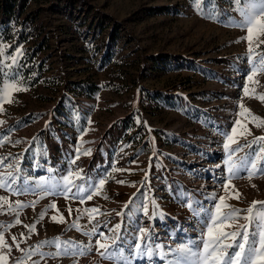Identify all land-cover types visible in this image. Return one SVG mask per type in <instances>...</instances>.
Here are the masks:
<instances>
[{
	"label": "rangeland",
	"instance_id": "1",
	"mask_svg": "<svg viewBox=\"0 0 264 264\" xmlns=\"http://www.w3.org/2000/svg\"><path fill=\"white\" fill-rule=\"evenodd\" d=\"M212 2L219 5L216 16L223 23L198 14L202 0L196 4L192 0L27 1L18 22L29 15L31 26L38 31L36 40L3 41L0 37V95L6 85L26 89L17 92L10 87L7 98L0 101V140L4 141L0 157L7 158L0 173L12 171L9 166L15 164L20 169L18 185L26 183L31 191L13 195L0 189V196L13 204L16 200L38 202L35 208L19 213V225L8 205L0 202L4 208L0 234L12 247L8 264L23 255L16 250L12 236L19 241L23 232L27 237L25 225L35 223L36 231L20 248L56 237L86 245L89 238L83 232L93 226L89 216L95 217L93 224L99 221L97 231L106 235L119 223L124 248L133 251L138 229L149 230L142 243L161 248L151 259L145 256L130 264H168L175 257L171 249L199 242L206 229L204 221L210 212L204 219L194 216L187 207L193 199L204 210L212 209L221 195L227 204L241 210L253 200L264 201V175L249 180L242 171L240 178L230 182L234 188L225 192L222 187L227 156L221 133H230L234 121L241 120L236 135L241 151L234 156L238 162L255 158L264 147H244L264 136V124L256 127L250 118L264 120V100L259 98L264 96V72L247 80L249 44L235 42L247 33L229 26L241 19L235 9L244 4ZM4 26H10L12 33L21 28L10 17L0 15V31ZM260 41H264V33H254V60L264 52ZM16 49L21 53L13 63ZM246 84L248 95L244 93ZM240 104L249 112L240 115ZM78 147L81 152L76 159ZM73 159L74 165L70 163ZM80 170L83 179L75 175L70 179L84 187L108 177L100 195L83 204L78 198L43 195V187L62 186L64 176ZM237 191L239 199L233 198ZM150 200L157 205L154 215ZM50 203L56 208L48 209L40 220V212ZM145 204L149 216L144 215ZM90 208L103 215L84 212ZM117 212L122 214L117 216ZM54 215L57 220L62 216L64 223L53 222ZM78 215L80 231L69 227ZM244 215L241 211L235 222L229 221L232 227L225 231L245 223ZM255 231L256 225L250 224L249 232ZM54 250L52 246L40 249ZM0 252L7 253V247L0 246ZM161 252L167 253L163 259ZM33 260L73 264L72 257L41 260L39 255L23 264ZM94 262L123 264L119 257L101 260L95 251L80 257L77 264Z\"/></svg>",
	"mask_w": 264,
	"mask_h": 264
},
{
	"label": "snow or ice",
	"instance_id": "2",
	"mask_svg": "<svg viewBox=\"0 0 264 264\" xmlns=\"http://www.w3.org/2000/svg\"><path fill=\"white\" fill-rule=\"evenodd\" d=\"M194 4L197 3V0H192ZM244 4L243 7H237L235 10L241 14V19L237 21L234 26L242 30H246V35L240 37L236 43L241 41H247L249 47L248 52V63L250 64L249 74L247 75V80L251 81L253 77L257 74L258 71L264 72V52H261L256 59H253V48H252V39L253 34L260 32L264 33V0H248L247 3H244V0H235V5L239 6ZM218 4H213L212 0H202L200 7L198 9V14L202 15L204 18L216 19L217 22L223 23L222 20L216 16V9H218ZM264 43V41H260ZM16 56L12 57L13 63L16 62L17 57L20 55L21 50L16 49ZM259 64V69L257 67ZM15 88L17 92L25 91L26 89L17 87L16 85H6L3 90V95H0V101H3L7 98L8 88ZM245 95H248V86L245 85L244 88ZM261 100H264V96L259 97ZM11 103L12 101H8ZM239 107L242 109L240 115L248 113L249 110L244 107L243 104H240ZM251 121L255 123L256 127H260L264 124V120H260L259 117L251 116ZM257 121H259L257 123ZM90 122V121H89ZM139 123V121H137ZM3 122L0 121V124ZM146 123V122H145ZM241 125V120L236 119L231 128V132H223L221 135L224 137L223 148L227 158L224 160V165L226 166L227 176L224 177L222 182V187L225 192L231 187V181L234 178H240V173L246 172L247 178L251 180L253 177L264 175V147H261L259 151L255 153V158L240 159L239 162L237 159H234L235 153L241 151V147L236 139L238 126ZM251 134L250 132L248 133ZM4 141L0 140V144ZM19 143V141H17ZM252 144H264V136L255 137L253 141L248 144H245L244 147L250 148ZM236 145L235 148L231 147ZM81 148L76 149V159H79V154ZM87 155V152H84ZM7 158L0 157V166L4 165V162ZM76 159L70 161L71 164L76 163ZM18 163V162H17ZM13 170L7 171L6 174L0 173V189L8 191L13 195H23L28 191H31L27 187L26 183L18 185V175L20 169L16 167L15 164L9 166ZM114 171H123L122 169H113ZM82 170L75 173L69 172L67 176L63 177L62 186H52V187H43V195H55L63 196L66 200L69 198L79 199L80 203L83 204L85 199L92 200L93 196L100 195L103 188L102 186L106 183L108 177L101 178L98 183H91L89 187H84L82 185H77L75 180L70 179L71 176L75 175L76 179H83L81 175ZM148 180V172L144 173V182ZM118 183H125V181H117ZM255 187V185H252ZM42 187V186H41ZM75 187L76 191L73 192L72 189ZM55 189V190H54ZM139 191V189H138ZM87 193L85 196L84 194ZM135 195V193L133 194ZM43 198V197H39ZM38 198V199H39ZM107 199V197H104ZM235 199L240 198V193L237 191ZM145 200H149L148 197H145ZM226 197L224 195L219 196L218 200H214L213 208L210 210H204L202 205L194 199L192 202L187 203V207L192 211L194 216H200L201 219H204L205 216H208L210 212V218L205 220L206 229L202 231L201 239L199 242L189 241L187 244L181 243L177 248L171 249L170 251L175 254L173 260L169 261L168 264H264V201L253 200L251 205L244 210L239 208H234L230 204L225 202ZM0 202L8 205V210L11 213L15 214V224L19 225L21 220L19 219V213L28 207L35 208V204L38 202L31 201L29 203L21 202L16 200L13 203L8 201L6 196H0ZM153 215L157 210V205L155 200H150ZM183 204V202H182ZM128 205L126 204L125 207ZM55 203H50L44 210L39 214V219L43 220L48 209H55ZM201 211H197V209ZM227 210V211H225ZM80 211L79 209L77 210ZM241 211L245 213L243 219L245 223L238 224L233 231H225V228L232 227L229 224V221L235 222ZM4 212V208L0 206V213ZM84 212L88 213H99L97 208L85 209ZM143 212L145 216H149L148 205L143 206ZM203 213V215H201ZM71 215V210H69ZM122 212H117L116 215H121ZM83 215V213H81ZM151 218V217H149ZM80 215L76 217L69 227L75 228L77 231H80V225L78 223ZM95 217L89 216V223L92 224V228L88 231L83 232V235L89 238L88 244H78L75 241L64 240L62 241L60 237H56L53 240L41 241L38 244L32 246L31 248H20V244L23 243L26 239L30 238L31 234L36 231V224L25 225L24 227L28 230V236L25 237L23 232L20 233V240H17L16 236H12V243L15 245L16 250L20 251L23 255L20 258H17L14 261V264H23L24 260H31L33 256L39 255L41 260L46 258L58 259L61 257H72L73 264H77L80 257L86 256L89 253L95 251L97 256L101 260H110L113 261L117 257L123 262V264H130V261H134L141 257H147L151 259L156 250L161 248V245L156 244L153 248L151 245L142 243L148 238L149 230L140 227L138 229V235L135 236L134 241V251L129 248L125 249L122 243V237L120 235L121 225L118 223L110 228L108 231L110 235H106L105 232H98L99 221L93 224ZM53 222L64 223V219L61 216L59 220L54 215L51 217ZM255 224L257 231L250 233L249 225ZM9 223L8 227H11ZM105 227L107 225L105 224ZM0 228H3V225H0ZM95 239V248L92 243V238ZM239 237V239H237ZM0 246L7 247L8 252H0V264H8V257L12 252L11 245H8L0 234ZM45 246H52L55 248L54 251L42 252V249ZM231 250V251H230ZM128 252V255L125 256L124 253ZM167 253L161 252L160 256L163 259ZM32 264H39V261L33 260ZM98 264V262H94Z\"/></svg>",
	"mask_w": 264,
	"mask_h": 264
},
{
	"label": "trees",
	"instance_id": "3",
	"mask_svg": "<svg viewBox=\"0 0 264 264\" xmlns=\"http://www.w3.org/2000/svg\"><path fill=\"white\" fill-rule=\"evenodd\" d=\"M28 0H0V15L8 16L15 23L20 25L21 28L15 30L14 33L10 31V26H4L0 31V37L3 41H24L31 37V40H36L38 31L35 27L31 26L32 19L29 15L24 16L18 22V18L24 10L25 4ZM15 34V39L13 38ZM33 38V39H32ZM37 43V42H36ZM40 44V43H38ZM32 48V51L36 49ZM40 49V48H39ZM34 52H32L33 54Z\"/></svg>",
	"mask_w": 264,
	"mask_h": 264
}]
</instances>
